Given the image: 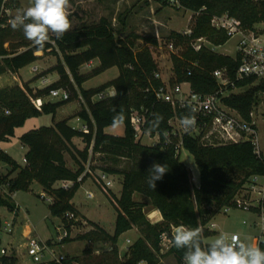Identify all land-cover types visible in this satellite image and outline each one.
Returning <instances> with one entry per match:
<instances>
[{"label":"trees","instance_id":"obj_1","mask_svg":"<svg viewBox=\"0 0 264 264\" xmlns=\"http://www.w3.org/2000/svg\"><path fill=\"white\" fill-rule=\"evenodd\" d=\"M158 1L164 5L177 1L180 8L193 13L189 35L177 31L169 34V40L179 48L178 55L171 54L174 77L170 84L187 82L193 91L202 94L216 89L212 71L227 67L233 74L238 67V62L231 56L205 46L199 51L193 48L192 42L201 37L208 39L214 46L224 45L230 39L224 31L211 26L212 17L228 13L246 28L264 23V0ZM2 5L0 0V76L7 70L18 73L40 59L36 53L42 51L58 57L51 71L57 72L59 78L36 90L31 89L28 83L0 88V143L14 137L16 129L28 119L44 114L54 116L52 125L41 126L21 135V143L28 147L24 167L0 148V168L2 164L11 168L7 174L0 171V185L8 188V194L0 196V207L14 211L16 207L9 195L28 191L33 183H38L51 199L50 213L62 220L69 234L74 219L80 217L72 199L88 179L85 175L78 181L86 170L89 150L92 148V154H104L110 159L111 165L104 171L122 175L123 180L120 196L114 197L117 216L113 234L91 222L93 231L78 237L79 240L110 244V251L100 261L89 264H158L160 236L164 231H169L171 226L200 227L201 247L207 248L209 242L205 243L204 238L215 234L205 230V226L222 207L231 202L246 178L264 171V163L254 155L252 144L244 142L212 147L203 145L191 135H184L183 148L193 155L199 171V186L192 185L191 172L180 162V154L176 153L175 146L164 145V135L171 131L170 119L175 114L183 119L185 112L178 109L174 111L170 104L156 101L153 89L161 86L163 80L156 77L158 65L149 45L139 47L137 37L118 39L110 21L101 18L97 24L68 31L61 39L50 35V40L39 49L25 39L22 30L14 31L8 25V21L14 17H8L2 11ZM6 7L19 9L20 4L18 0H12L6 3ZM146 44L157 46L158 41L147 39ZM92 60H98L99 66L87 74H81L80 67ZM113 67H117L119 72L115 79L96 88H83L86 81ZM108 88H114L117 94L94 100L95 96ZM53 89H66L70 93L69 99L56 103L46 101ZM262 90L263 84L247 89L242 94L228 98L227 103L247 117L253 101ZM78 98H81L83 106L77 116L87 127V133L69 125L67 119L55 120L60 107ZM133 110L147 111L144 132L152 136L159 134V143L145 146L135 139L130 121ZM119 112H123L124 120L114 124L113 117ZM118 124L125 127L123 136L105 132L107 127ZM76 137L85 143L83 149L73 143ZM67 154L74 161L76 170L67 166ZM120 159L127 160L128 165L119 168ZM154 161L166 164L168 170L163 179L156 182L155 189L149 186L151 174L148 171ZM16 171L17 175L11 177ZM63 181H70L72 185L67 188L56 186V183ZM135 194L147 197L150 204L160 211L162 220L152 223L143 210L144 204L134 200ZM68 213H72L74 218L68 219ZM2 226L0 214V246ZM134 227L140 237L129 246L125 260L121 261L118 257L119 237ZM30 237H26L25 242ZM71 240L68 235L61 242ZM261 250H264V246ZM92 252L90 246L83 250L85 255H91ZM184 252L185 249H178L174 245L169 250L180 264L184 262ZM77 260L67 258L63 264H73ZM0 264H19V261L14 253L4 254L0 256Z\"/></svg>","mask_w":264,"mask_h":264},{"label":"rangeland","instance_id":"obj_2","mask_svg":"<svg viewBox=\"0 0 264 264\" xmlns=\"http://www.w3.org/2000/svg\"><path fill=\"white\" fill-rule=\"evenodd\" d=\"M20 8L12 9V17H14L18 10L25 9L31 5V0H18ZM101 18H107L112 27L116 31V37L118 39H124L127 36L132 39L136 38V43L139 47H143L146 44L147 39H156L158 41L157 46L150 45L155 61L158 65V73L160 74L164 82H170L174 77L173 65L171 61V52L168 45L172 43L169 40V34L172 31L180 33L190 30L193 24V13L191 11L180 8L178 4L164 5L158 0H70L69 19L72 22L71 30L78 29L83 26H89L99 23ZM257 27L264 30V23L257 24ZM264 32V31H263ZM53 36V34L50 33ZM238 42L237 37L230 38L224 45L215 47L214 51L228 56H235L236 45ZM40 57L39 60L31 63L30 65L22 68L21 75L11 70H7L0 76V88L6 86L19 85L22 86L24 80H27L31 89H41L45 84V81L56 80L58 77L57 72L51 71L58 61V57L48 52L39 51L36 53ZM99 63L96 62V66ZM94 66V67H96ZM37 67V72H33L32 68ZM83 65L80 67L79 72L81 74H87L94 69V67ZM118 76V68L113 67L105 72L91 78L83 85L86 88L98 87L107 83L109 80ZM33 85V86H32ZM41 87V88H38ZM187 89V85H184ZM113 93V89L107 91V95ZM98 96L94 97V100H98ZM46 101L56 103L62 101V98L49 96ZM83 102L80 98L74 101L67 102L60 107L55 115V120L67 119L68 124L72 125L76 129H83L85 127L84 122L78 118L77 114ZM54 116L52 114L42 115L40 117H34L28 119L22 127H18L15 131V136L11 139L1 142L0 147H10V155L19 161H22L23 148L19 141L18 136L29 131L37 126H50L53 124ZM124 125L118 124L107 127L105 132L112 135L123 136ZM159 139L157 137H149L145 135L141 144L145 146L154 145ZM76 146L79 149L85 147V143L81 138H75ZM92 148L89 150V159L86 162V170L90 169L94 174L105 172L104 168L111 165L110 159L104 154H92ZM179 160L183 163L191 172V183L196 185L199 179V171L195 163L193 155L185 148L181 149ZM66 163L68 167L77 169L72 158L67 154ZM128 165V161L120 159L118 167L124 168ZM6 164H3V172H5ZM192 173L195 177V181L192 180ZM113 182L111 189L104 190L97 182L94 176H90L86 183L79 188L75 197L73 198L74 204L81 210L85 216L74 219V224L69 232L71 241L64 243L59 241L61 234L63 235L64 225L59 217L53 216L49 211V196H47L41 185L33 183L30 190L19 191L16 201L21 206L19 221L23 226L30 227L31 232L28 235L18 234V229H14L12 234H9L5 227L8 223H11L13 212L9 211L5 207H0V213L2 215L3 226L1 230V246L7 248L8 253H14L19 261V264H25L30 259L25 255L24 243L26 237L32 236L39 241H50L52 247L56 250L57 254H62L65 258H78L73 264H89L92 261H100L101 258L110 251V244L101 241H87L79 240L80 235L93 231L91 222L95 221L99 223L108 233L113 234L116 220L115 210V198L121 194V180L119 175L108 173ZM58 186V185H57ZM87 191L93 192V198L87 197ZM45 195V198L43 196ZM118 195V196H117ZM1 196V191H0ZM12 201V200H11ZM139 203L144 204L143 210L148 217V213L153 206L150 204L149 199L142 195H136V200ZM80 214V212H78ZM248 220L250 222L251 216L247 213L232 210L228 215H225L223 211H220L212 222L217 224L216 232L205 230L214 233V236L205 237L204 242L207 243L213 240L220 232H228L230 234L236 232L242 235V238H247V242L253 243V234L255 229L250 228L249 225H244L243 221ZM152 222V220L150 219ZM135 228V227H134ZM172 226L169 231H171ZM137 230V229H136ZM138 237L140 233L137 230ZM130 239V234H124L119 239L118 257L121 261L125 260V251H128L130 245L135 241L131 239V243H127ZM134 241V242H133ZM88 246L92 247L94 254L85 255L83 250ZM128 247V248H126ZM159 259L158 264H180L176 260L175 256L171 253L157 252ZM51 257L46 254L41 263L37 264H52L49 262ZM30 263V262H29ZM142 263V262H141ZM147 264L146 262H144ZM181 264H184L181 263Z\"/></svg>","mask_w":264,"mask_h":264},{"label":"built area","instance_id":"obj_3","mask_svg":"<svg viewBox=\"0 0 264 264\" xmlns=\"http://www.w3.org/2000/svg\"><path fill=\"white\" fill-rule=\"evenodd\" d=\"M10 1L12 0H2V11L8 17L12 16L13 9L6 7V3ZM253 1L259 2L262 0ZM172 4H177V1H172ZM211 26L216 30L224 31L229 38H238L236 54L232 56L238 62V67L233 74L230 73L227 67L212 71L211 76L216 83V89L208 94L193 91L187 82L171 85L170 82L163 81L161 86L153 89L157 102L168 103L174 111L181 110L185 112V116L194 115L196 119L195 126L186 130L182 126V118L175 114L169 121L171 131L164 135V145L173 144L176 153L180 154L183 148V137L187 134L199 139L203 145L212 147L249 142L253 146L256 158L264 163V30L258 28L257 25L253 28H246L237 18L230 16L228 13L213 16ZM190 33L191 31L188 30L183 34L189 35ZM192 46L196 51H199L203 46L212 51L217 47L204 37L194 40ZM168 48L171 53L178 55L179 48L173 42L168 45ZM32 71L37 72V67H33ZM156 77L161 78L159 73L156 74ZM243 82L247 83L240 85ZM261 84H263V90L259 92L258 97L253 101L247 117H244L241 112L227 103V99L231 96L242 94L247 89ZM184 85H187V89L184 88ZM50 94L52 97L60 96L62 100H68L70 97V93L66 89H53ZM103 97V93L98 95L99 99ZM146 115V110L132 111L130 121L135 139L141 141L145 135H148L152 138L157 137L159 140L156 143H159V134L152 136L150 133L144 132L147 121ZM82 130L88 132L86 126ZM85 175L88 178L94 176L104 190L113 187L112 179L107 172L95 175L93 171L87 169L78 178V181H81ZM192 180H196L194 175ZM195 184L199 186V179L198 183ZM71 185L72 182L70 181H63L61 184L65 188ZM87 197L92 198L93 194L88 191ZM43 198H45V195ZM49 201H51L50 198ZM232 210L241 211L251 216L252 220L250 222L244 220L243 224L255 229L253 244L258 245L260 248L264 246V171L254 173L246 178L231 202L222 207L220 211L229 216ZM66 216L68 219L74 218L72 213H68ZM212 220L205 228L216 232L217 224ZM157 222L152 221V223ZM176 227L178 226H172L171 231H164L161 234L159 242L161 253H166L173 247L172 237ZM5 230L12 234L14 232L13 224L8 223ZM232 234L243 239L239 233L234 232ZM68 235L67 230L64 228L59 241H62ZM23 247L25 248V255L33 264L41 263L46 254L51 257L49 260L51 263L63 264L66 259L64 255L57 254L48 241L42 242L30 237ZM0 254L12 253H8V249L2 248Z\"/></svg>","mask_w":264,"mask_h":264},{"label":"clouds","instance_id":"obj_4","mask_svg":"<svg viewBox=\"0 0 264 264\" xmlns=\"http://www.w3.org/2000/svg\"><path fill=\"white\" fill-rule=\"evenodd\" d=\"M70 0H31V5L18 10L8 25L15 30H22L25 39L42 49L50 40V33L56 39L63 38L71 30L69 19ZM117 93H113L115 96ZM162 119V117H161ZM123 112L113 117V123H122ZM182 126L187 130L194 127V115L185 116ZM149 186L156 187V182L162 180L166 174L167 165L153 162L149 167ZM202 229L200 227L187 228L180 225L175 228L172 242L178 249H185L184 264H264V250L247 238L240 239L234 234L220 232L210 241L207 248L201 247Z\"/></svg>","mask_w":264,"mask_h":264},{"label":"crops","instance_id":"obj_5","mask_svg":"<svg viewBox=\"0 0 264 264\" xmlns=\"http://www.w3.org/2000/svg\"><path fill=\"white\" fill-rule=\"evenodd\" d=\"M149 45V44H148ZM150 46V45H149ZM39 60V59H38ZM96 62H98L99 63V61L98 60H92V61H90L89 63H87L86 65H90V66H92V67H94V66H96L95 64H96ZM99 66V64L96 66V67H98ZM91 67V68H92ZM96 67H94V69L96 68ZM22 69H20L19 71H18V75H21V73H20V71H21ZM118 74H119V72H118ZM58 78H59V76L57 77V79L56 80H51V81H48V83H47V81H45V84L46 85H43V87L42 88H44V87H46V86H48V85H50V84H52V83H54L55 81H57L58 80ZM113 79H115V78H113ZM113 79H111V80H113ZM111 80H109V81H111ZM24 82L25 83H27L28 81L27 80H24ZM33 86V85H32ZM101 86V85H100ZM99 87V86H98ZM30 88H32V87H30ZM38 88H41V87H38ZM83 88L84 89H92V88H86V87H84V85H83ZM93 88H96V87H93ZM111 89H113V93L115 92V90H114V88H108L103 94H104V96H113V93H111V94H108L107 95V91L108 90H111ZM81 99V98H80ZM72 126V125H71ZM39 127H41V126H37V125H35L34 126V128H32V129H36V128H39ZM32 129H30V130H32ZM20 137L21 136H18V138H19V141H20ZM76 141H75V138L73 139V143L76 145V143H75ZM20 143H21V141H20ZM21 145H22V148H23V150H24V152H23V157H22V161H19V160H17L16 158H14L13 156H12V154L10 155V147L11 146H5V147H0L3 151H5L6 153H8L21 167H24L25 166V161H24V159H25V154L27 153V151H28V147L27 146H25V145H23L22 143H21ZM79 148V147H78ZM81 149V148H80ZM65 160H66V157H65ZM68 166V165H67ZM70 168V167H69ZM10 167L8 166V165H6V167H5V172H3L2 170H3V164L1 165V168H0V171H1V173L2 174H7L9 171H10ZM72 170H76V169H73V168H71ZM17 173H18V171H16V172H13L12 173V175H11V177H15L16 175H17ZM121 178H122V180H123V177H122V175H119ZM122 180H121V186H122ZM87 181V180H86ZM86 181L81 185V186H83L85 183H86ZM62 184V182H58V183H56V186L58 185H61ZM80 186V187H81ZM121 190H122V187H121ZM0 191H1V196H5V195H7L8 194V188H7V186L6 185H0ZM88 192V191H87ZM19 193V191H17V192H13L12 194H10L9 196L11 197V200H12V203L15 205V210L14 211H12V210H9L8 208V210L9 211H11V212H13V217H11L12 218V221H11V223L13 224V228L14 229H18V234H20L21 236L22 235H24V236H26V235H28V233L29 232H31V230H30V227H28L27 225H25V226H23V224H22V222L21 221H19V216H20V211H21V206L19 205V203L16 201V198H17V194ZM92 194H93V192H91ZM136 195H138V194H135L134 195V200H136ZM118 196V195H117ZM94 197V196H93ZM92 197V198H93ZM119 197V196H118ZM92 198H90V199H92ZM72 204L74 205V207L76 208V210L78 211V212H80V217H84V218H88L87 216H85V214L81 211V210H79L78 209V207L74 204V202H73V199H72ZM6 208V207H5ZM1 214V213H0ZM116 216H117V214H116ZM1 217H2V215H1ZM148 217L153 221V222H155V221H161L162 220V216H161V213H160V211L157 209V208H152L151 209V211L148 213ZM149 219V220H150ZM116 221V220H115ZM94 223H96V224H98L100 227H102L99 223H97V222H95V221H93ZM103 228V227H102ZM104 229V228H103ZM114 230H115V227H114ZM124 234H130V239H128L127 240V243H131V239H134V241H136L139 237H138V233H137V230H136V228H132L131 230H129V231H127V232H125ZM124 234H122V235H124ZM121 235V236H122ZM120 236V237H121ZM120 237H119V239H120ZM71 239V238H70ZM49 241V240H48ZM133 241V242H134ZM51 243V242H50ZM67 243V242H66ZM118 243H119V240H118ZM52 244V243H51ZM63 244L64 243H62L61 244V247H63ZM118 246H119V244H118ZM119 248H120V246H119ZM126 248H128V247H126ZM7 249V248H6ZM120 252H121V248H120ZM95 252H92V254H94ZM127 253V251H125V254ZM0 256H1V254H0ZM30 262V263H29ZM29 262H27V263H25V264H33L31 261H29ZM140 264H145L144 262H142V263H140Z\"/></svg>","mask_w":264,"mask_h":264}]
</instances>
